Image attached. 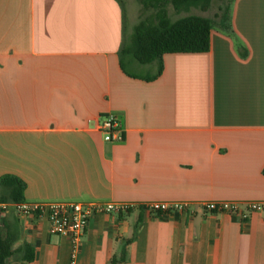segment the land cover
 <instances>
[{"label": "crops", "instance_id": "obj_1", "mask_svg": "<svg viewBox=\"0 0 264 264\" xmlns=\"http://www.w3.org/2000/svg\"><path fill=\"white\" fill-rule=\"evenodd\" d=\"M127 1L0 0V177L24 180L26 201L135 204L92 215L74 264H264V211L202 206L264 201V0H235L230 33L213 28L207 52L164 54L153 80L157 64L121 65L127 21L141 19ZM109 114L121 141L99 130ZM151 201L193 210L152 214ZM5 216L19 232L6 264H72L46 215Z\"/></svg>", "mask_w": 264, "mask_h": 264}, {"label": "trees", "instance_id": "obj_2", "mask_svg": "<svg viewBox=\"0 0 264 264\" xmlns=\"http://www.w3.org/2000/svg\"><path fill=\"white\" fill-rule=\"evenodd\" d=\"M215 0H140L145 10L151 14L142 17L134 26L131 40L121 50V65L125 68V56L130 55L141 64H157V72L147 80L156 79L163 71V55L166 53L207 52L211 47V31L216 26L230 33L233 3L235 0H218L219 12L215 17L189 14L173 20L169 6L175 12H189L192 8L209 10ZM264 172V170H263ZM26 183L18 176L6 174L0 177V204L24 202ZM14 209V207H13ZM15 210V209H14ZM6 209L0 207V264L17 250L14 244L19 239L17 223L5 216ZM24 258H34V251L29 244L21 248ZM113 258L111 264L117 263Z\"/></svg>", "mask_w": 264, "mask_h": 264}, {"label": "built area", "instance_id": "obj_3", "mask_svg": "<svg viewBox=\"0 0 264 264\" xmlns=\"http://www.w3.org/2000/svg\"><path fill=\"white\" fill-rule=\"evenodd\" d=\"M99 130L107 141H121L124 138L121 120L114 114H109L102 119ZM191 205V202L187 201H151L142 204L141 207L149 213L164 215L184 212L189 209L191 211L193 210ZM9 206H13L19 215H46L51 233L71 239L73 245L72 264H74L79 245L92 215L127 212L135 204L106 200H50L24 201L12 205L0 204L3 209H7ZM202 206L208 212L226 213L243 220H246L252 212L264 211V201H250L244 204L237 201H208L202 203Z\"/></svg>", "mask_w": 264, "mask_h": 264}, {"label": "rangeland", "instance_id": "obj_4", "mask_svg": "<svg viewBox=\"0 0 264 264\" xmlns=\"http://www.w3.org/2000/svg\"><path fill=\"white\" fill-rule=\"evenodd\" d=\"M125 1V3H126V5H127V7H128V10H130L131 9V6H130V4L128 3L129 1H127V0H124ZM135 2H139L140 3V0H135ZM222 2H220V1H218V0H215L214 2H213V5H212V7L208 10V11H203L205 14H207V15H209V16H211V17H215V14L217 13V12H219V5L221 4ZM141 5V3L139 4V6ZM151 9H149V10H145L144 9V7L141 5L140 7H139V11L137 12V15H139V17H145V16H147V15H149V14H151ZM169 11H170V16L172 17V19L173 20H176V19H178V18H180V17H184V16H186V15H189L190 13L191 14H194V13H199V9H197V8H192L189 12H182V13H177V12H175V10L173 9V7L172 6H169ZM130 12V11H129ZM141 13V14H140ZM202 15V14H201ZM127 28H128V33H127V42H129L130 40H131V37H132V34H133V29L134 28H132V24H131V20L130 19H128V21H127ZM131 56L130 55H127V56H125V60H127V59H129ZM135 71H137V72H140V73H146L148 70L146 69V67L144 68V67H138V68H135L134 69Z\"/></svg>", "mask_w": 264, "mask_h": 264}]
</instances>
